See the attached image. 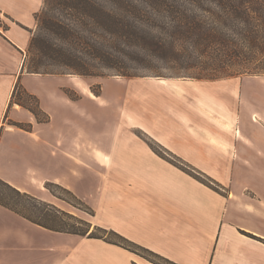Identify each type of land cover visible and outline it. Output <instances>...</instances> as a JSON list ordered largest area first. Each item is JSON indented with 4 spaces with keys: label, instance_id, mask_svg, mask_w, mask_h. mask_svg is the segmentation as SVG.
<instances>
[{
    "label": "crops",
    "instance_id": "obj_1",
    "mask_svg": "<svg viewBox=\"0 0 264 264\" xmlns=\"http://www.w3.org/2000/svg\"><path fill=\"white\" fill-rule=\"evenodd\" d=\"M43 1L0 0V178L59 206L63 200L45 187L56 183L93 209L92 227L111 228L177 264H264V99L242 105L235 134L198 101H186V91L141 81L130 99L144 133L215 179L225 195L157 155L133 129L123 131L121 120L108 134L93 127L84 105L60 91L68 86L89 97L87 79L82 85L69 74L23 72L19 82L50 114L37 123L24 107L8 104ZM138 258L0 205V264H138Z\"/></svg>",
    "mask_w": 264,
    "mask_h": 264
},
{
    "label": "trees",
    "instance_id": "obj_2",
    "mask_svg": "<svg viewBox=\"0 0 264 264\" xmlns=\"http://www.w3.org/2000/svg\"><path fill=\"white\" fill-rule=\"evenodd\" d=\"M35 20L36 30L8 108L15 102L28 109L37 122H47L49 116L38 98L20 84L23 72L143 78L162 76L163 64L180 76L197 80L264 75V0H44ZM93 91L98 94L100 87ZM9 124L25 130L32 127L21 122ZM145 142L157 155L221 193L222 186L203 171L162 145ZM45 187L55 197L94 215L70 190L52 182H46ZM56 189L71 199L61 197ZM0 205L49 230L102 239L153 264L158 263L138 250L177 264L111 228L92 227L88 220L1 178Z\"/></svg>",
    "mask_w": 264,
    "mask_h": 264
},
{
    "label": "rangeland",
    "instance_id": "obj_3",
    "mask_svg": "<svg viewBox=\"0 0 264 264\" xmlns=\"http://www.w3.org/2000/svg\"><path fill=\"white\" fill-rule=\"evenodd\" d=\"M161 65L162 67L160 71L163 75L157 77L125 78L117 75H109L104 77L84 78L91 83L88 86L89 87L88 91L92 92V94L89 92V97L85 94H80V92H76L75 90L69 89L68 86H66L67 88H61L60 91L69 99L78 102L79 105L82 104L84 105V108L89 111L91 117L95 119L93 123L94 124L93 127L102 128L105 130L106 134H108L114 130V126H115L114 124L117 121L121 120V122L123 123L122 125L123 131L133 129V132L137 133L139 137L141 138L143 137L145 140L151 142L152 141L155 142V141L152 138H150L146 133H144V131L147 132L146 127L139 121L138 113L131 108L130 99L131 97L135 96L136 90L142 85L141 81H148L147 83H152L154 85H158L165 88L163 85L158 83V79H161L162 77H172L165 79L179 85L186 91L187 93L186 101L191 102L192 104H194V102L196 101H200L204 104L210 105L211 107H214L220 110L221 112L232 116L235 119V121L237 119V116L241 117L242 113H245L242 110L243 104H247L249 101L253 103H257L258 100L264 99V75H243L238 77L224 78L217 80H197L195 78L180 76V74H178L174 68H169L167 66H164L163 64ZM73 76L77 77L74 81L79 82L82 85L84 84V82L85 84L88 83V81L85 80L83 81L81 79L83 77L76 75ZM30 80H31L30 82L31 84L35 83L34 81L32 82V79ZM192 85H194L196 89H192L191 88ZM98 87H100V91L98 94H96L93 91V89L97 90ZM23 98L25 101L28 100L24 96ZM140 102L144 103V100H140ZM254 109L257 110V107L255 106ZM254 109L251 108V110ZM44 112L47 113L46 111ZM60 113H66V110H63L62 112L60 111ZM47 114L50 120V114L49 113ZM53 116L56 117L58 116V114L54 112ZM37 123H46V122H37ZM235 141L237 140L235 139ZM239 145L240 144L237 143L235 157L239 156L240 153ZM211 179L213 178L211 177ZM213 180L216 181L215 179ZM56 192L63 198L71 199V197L61 189H56ZM220 192L221 194L225 195L226 188L222 186V189L220 188ZM59 203L60 204H57L59 205L57 207L65 211H72V214L81 217L85 220L92 219L94 222L96 221L91 215H89L87 212L81 209L75 207L73 208L72 206L67 205L66 202L64 201L61 202L59 201ZM262 205L264 206V201L262 202ZM96 233L102 234L100 231H96ZM108 236L113 238L111 235ZM249 236L253 237L252 235ZM255 238L259 239V237L256 236ZM259 240L264 242V240L261 238ZM138 253L144 255L145 257L149 258L150 260L158 264H167L164 261L142 250H138ZM122 258L124 259V255H122ZM138 260L140 261L139 263L141 264H153L140 257L138 258Z\"/></svg>",
    "mask_w": 264,
    "mask_h": 264
},
{
    "label": "bare ground",
    "instance_id": "obj_4",
    "mask_svg": "<svg viewBox=\"0 0 264 264\" xmlns=\"http://www.w3.org/2000/svg\"><path fill=\"white\" fill-rule=\"evenodd\" d=\"M162 85L166 86L170 90H173L175 93L185 95V90L180 87L179 85L167 80V79H159L158 80ZM187 86V85H186ZM192 89H196L194 85L191 86ZM207 103V102H206ZM198 105L206 111L208 114H210L219 124H221L223 127L228 129L232 134H235L236 131V121L234 118H232L230 115H227L225 113H221L218 110L214 109L210 105L204 104L202 102L198 101Z\"/></svg>",
    "mask_w": 264,
    "mask_h": 264
},
{
    "label": "built area",
    "instance_id": "obj_5",
    "mask_svg": "<svg viewBox=\"0 0 264 264\" xmlns=\"http://www.w3.org/2000/svg\"><path fill=\"white\" fill-rule=\"evenodd\" d=\"M0 26H1V20H0Z\"/></svg>",
    "mask_w": 264,
    "mask_h": 264
}]
</instances>
